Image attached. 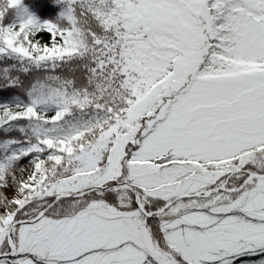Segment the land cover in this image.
I'll use <instances>...</instances> for the list:
<instances>
[{
	"label": "rangeland",
	"instance_id": "1",
	"mask_svg": "<svg viewBox=\"0 0 264 264\" xmlns=\"http://www.w3.org/2000/svg\"><path fill=\"white\" fill-rule=\"evenodd\" d=\"M241 2L249 14L228 12L222 26L228 29L232 24V30L217 51L222 59L209 56L215 45L206 41L213 35L209 26L216 18L203 0H190L187 7L177 0L134 1L133 26L142 27L153 47L145 41L132 42L126 68L136 72L139 88L127 117L103 132L100 146L82 153L80 169L45 187L39 198L120 180L142 189L144 205L147 198L167 201L221 184L225 170L235 165L222 168L218 160L232 156L236 145L248 147L264 137V67H258L259 61L264 63V18H260L264 4ZM202 57L207 65L208 59L219 65L216 77L207 65L203 71L208 73H196ZM112 135L109 154L99 163L101 148ZM138 143L131 161H126L128 147ZM116 194L120 209L94 200L71 217L56 219L60 207L34 224L17 226L16 251L32 256L0 264H176L151 242L128 190ZM9 197L21 201L15 192ZM87 197L78 201L86 203ZM246 215L252 218L247 220ZM162 217L168 244L189 264H220L216 259L223 255L264 247V179L233 196L216 193L202 200L178 201ZM12 221L9 214L0 224V253ZM105 248L111 252L104 255L100 250Z\"/></svg>",
	"mask_w": 264,
	"mask_h": 264
},
{
	"label": "trees",
	"instance_id": "2",
	"mask_svg": "<svg viewBox=\"0 0 264 264\" xmlns=\"http://www.w3.org/2000/svg\"><path fill=\"white\" fill-rule=\"evenodd\" d=\"M134 1L0 0V224L6 215H12L13 220L27 218L44 208L53 197L42 199L38 194L51 183L72 175L82 152L97 146L103 132L127 116L139 88L136 72L126 68L132 42L145 41L153 47L142 27L133 26ZM189 1L177 0L184 7ZM253 1L264 4V0ZM203 3L216 18L209 26L213 35L206 41L215 45L209 56L223 59L224 55L217 51L232 30V24L228 29L222 26L228 12H249L241 0ZM194 9L192 6L190 12L195 15ZM261 13L260 18H264V8ZM153 28L159 31V26ZM211 62L208 59L205 64L202 57L196 73H208L203 71L207 65L212 68L209 73L216 77L219 65ZM260 63L263 61L258 62V67L263 68L264 63ZM109 139L101 148L103 157L111 147L112 138ZM233 149L234 154L220 165L226 168V164H233L235 168L225 170L222 181L234 169L264 173V137L248 147L236 145ZM133 150L128 148V152ZM41 174L44 178L38 185L33 184ZM244 178L241 173L232 175L227 186L238 187ZM251 184L247 183L246 188ZM8 190L16 192L21 201L13 202ZM94 194L87 195L86 200L102 199L118 208L116 192ZM72 202L76 200H62L49 212L68 204L57 214L60 218L68 216L78 209L69 206ZM164 202L147 198L144 207L152 211ZM146 226L160 250L176 262L187 264L180 253L171 250L160 218H148ZM1 250H9L6 240ZM234 252L220 262L264 264V247ZM25 256L32 253H17L1 261L13 262Z\"/></svg>",
	"mask_w": 264,
	"mask_h": 264
},
{
	"label": "water",
	"instance_id": "3",
	"mask_svg": "<svg viewBox=\"0 0 264 264\" xmlns=\"http://www.w3.org/2000/svg\"><path fill=\"white\" fill-rule=\"evenodd\" d=\"M259 178H264V174H257V173H251L249 172L248 175H247V178L245 181L247 180H251V179H259ZM225 184V183H224ZM224 184L219 186V187H215L213 189H209L207 191H205L203 194H197V195H190V196H178V197H175L173 198L172 200L166 202L161 208H159L157 211H155L154 213H158L160 211H162L163 209H165L167 206H169L170 204L174 203L175 201L179 200V199H184V198H194V197H205V196H208L212 193H214L215 191H226V192H231V190H226L224 189ZM120 186H125V187H128L132 193H133V196H134V201H135V204L138 208V210L143 213L145 215V217H149L151 216L153 213H146L140 202H139V196H138V193L136 190H134L130 185H127L125 183H120V184H116V185H113V186H108V187H92V188H89L87 190H84L82 192H79V193H75V194H70V195H61V196H58L56 197L45 209H43L37 216L31 218V219H21V220H17V221H14L10 227L8 228L7 230V238H8V241H9V244H10V251L6 254H1L0 255V258L2 257H9V256H12L14 253H15V250H16V246H15V242H14V239L12 237V230L13 228L16 226V225H19V224H30V223H34L36 222L41 216H43L47 210L52 206L54 205L56 202H58L59 200L61 199H64V198H76V197H80V196H83L87 193H90V192H93V191H96V190H109L110 188H116V187H120Z\"/></svg>",
	"mask_w": 264,
	"mask_h": 264
}]
</instances>
